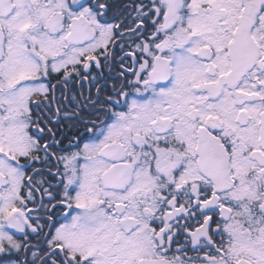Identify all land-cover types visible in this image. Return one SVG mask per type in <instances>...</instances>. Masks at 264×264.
<instances>
[{"label":"snow or ice","instance_id":"obj_1","mask_svg":"<svg viewBox=\"0 0 264 264\" xmlns=\"http://www.w3.org/2000/svg\"><path fill=\"white\" fill-rule=\"evenodd\" d=\"M0 264H264V0H0Z\"/></svg>","mask_w":264,"mask_h":264}]
</instances>
